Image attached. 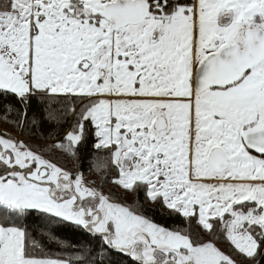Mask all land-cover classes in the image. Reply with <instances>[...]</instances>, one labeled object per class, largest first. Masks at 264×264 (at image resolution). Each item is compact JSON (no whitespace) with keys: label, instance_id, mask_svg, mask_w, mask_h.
<instances>
[{"label":"snow or ice","instance_id":"snow-or-ice-1","mask_svg":"<svg viewBox=\"0 0 264 264\" xmlns=\"http://www.w3.org/2000/svg\"><path fill=\"white\" fill-rule=\"evenodd\" d=\"M69 112L106 175L0 134V264H262L264 0H0V118Z\"/></svg>","mask_w":264,"mask_h":264},{"label":"trees","instance_id":"trees-1","mask_svg":"<svg viewBox=\"0 0 264 264\" xmlns=\"http://www.w3.org/2000/svg\"><path fill=\"white\" fill-rule=\"evenodd\" d=\"M51 104L54 109H57V114L60 115L62 111L67 110V106L65 103L59 100L51 101ZM0 123L5 124L11 127L13 130H18L19 135H21L20 128L16 127L11 122H5L3 118H0ZM74 123V116L69 112L66 119L62 120L59 125H50L47 122L43 124V126H37L35 129L30 125L27 129L24 130V134L21 135L22 138L31 141L32 144H36L39 147L34 146V149L37 151H44L46 155L51 156L58 164L66 167L67 169L79 170L84 173L85 176L95 177L101 182L103 176L106 175V172H99L92 168L91 162L92 158L95 155V152L92 148L93 137H89V141L87 144L82 145L77 157H72L66 155L61 150H53L51 152L48 151L49 147L55 143L54 139H46L44 137L48 135H52L55 137L57 134L63 135L62 129L70 128ZM70 162L74 163L73 166H70ZM154 215L161 223H164L166 226L176 225L181 229H186L189 232L195 234L196 232L202 231V226H200L197 222L196 218H191L190 220H185L182 217H166L161 219L160 212L151 213ZM36 223H39V220L33 218ZM62 235L70 240H81L85 239L82 233L79 231L61 226ZM225 245H221L224 247ZM262 264H264V260H262Z\"/></svg>","mask_w":264,"mask_h":264},{"label":"rangeland","instance_id":"rangeland-1","mask_svg":"<svg viewBox=\"0 0 264 264\" xmlns=\"http://www.w3.org/2000/svg\"><path fill=\"white\" fill-rule=\"evenodd\" d=\"M4 133H9L11 135L19 136L21 139H23V140L29 142L30 144H32L31 141L22 138V136L19 135V131L18 130H13L11 127L0 123V134H4ZM32 145H33V147L34 146L39 147L36 144H32ZM73 165H74V163L70 162V166H73ZM86 177H87V179L89 181H95L96 183H99V180H97V178H95V177H89V176H86Z\"/></svg>","mask_w":264,"mask_h":264},{"label":"crops","instance_id":"crops-1","mask_svg":"<svg viewBox=\"0 0 264 264\" xmlns=\"http://www.w3.org/2000/svg\"><path fill=\"white\" fill-rule=\"evenodd\" d=\"M201 226V225H200Z\"/></svg>","mask_w":264,"mask_h":264}]
</instances>
